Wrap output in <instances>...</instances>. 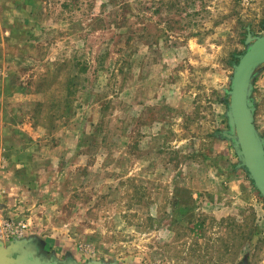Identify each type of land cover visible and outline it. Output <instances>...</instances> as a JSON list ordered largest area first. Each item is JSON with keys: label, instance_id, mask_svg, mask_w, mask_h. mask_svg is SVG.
Here are the masks:
<instances>
[{"label": "rangeland", "instance_id": "1", "mask_svg": "<svg viewBox=\"0 0 264 264\" xmlns=\"http://www.w3.org/2000/svg\"><path fill=\"white\" fill-rule=\"evenodd\" d=\"M262 36L264 0H0L6 124L40 140L4 155L2 232L79 264H264V195L227 136ZM247 98L264 140V62Z\"/></svg>", "mask_w": 264, "mask_h": 264}, {"label": "water", "instance_id": "2", "mask_svg": "<svg viewBox=\"0 0 264 264\" xmlns=\"http://www.w3.org/2000/svg\"><path fill=\"white\" fill-rule=\"evenodd\" d=\"M264 62V36L259 37L242 57L236 68L234 84L230 92L234 140L238 154L258 189L264 195V140L253 125V114L248 109L249 84L255 68ZM23 240H14L10 245L0 243V264H79L73 260L61 261L39 253L34 245L25 246ZM85 264H108L91 261Z\"/></svg>", "mask_w": 264, "mask_h": 264}, {"label": "crops", "instance_id": "3", "mask_svg": "<svg viewBox=\"0 0 264 264\" xmlns=\"http://www.w3.org/2000/svg\"><path fill=\"white\" fill-rule=\"evenodd\" d=\"M16 94V93H14ZM5 100V93L3 89L0 88V107H1V114H0V144L2 146L1 149L3 151V155L6 157L7 154L10 156L9 160L12 161V157L15 154H18V158L20 159L23 154L28 153L27 156H30V152L36 153L37 154V149H40V145H36L34 143V140L29 142H25L22 137L26 135V137L32 136L34 139L37 141L38 138H36V132L35 129L31 128L30 125H26V127H22L20 124L18 125H11V124H6V118H9L7 112L4 110L3 107V102ZM12 127V129H11ZM39 135V132L37 133V136ZM36 142V141H35ZM12 152H15V154H12ZM23 238L20 239H11L8 242H4L3 244L5 246H8L13 242L14 240H22ZM33 239V238H31ZM30 239V240H31ZM36 239V238H35ZM27 242V240H26Z\"/></svg>", "mask_w": 264, "mask_h": 264}, {"label": "built area", "instance_id": "4", "mask_svg": "<svg viewBox=\"0 0 264 264\" xmlns=\"http://www.w3.org/2000/svg\"><path fill=\"white\" fill-rule=\"evenodd\" d=\"M4 161H5V159H4L3 151L0 147V166L3 165ZM6 227L9 230L8 234H4L0 228V243L8 242L11 239H15L17 236H20L19 233L18 234L11 233L12 232L11 230L14 228V226H12V224L7 223Z\"/></svg>", "mask_w": 264, "mask_h": 264}, {"label": "flooded vegetation", "instance_id": "5", "mask_svg": "<svg viewBox=\"0 0 264 264\" xmlns=\"http://www.w3.org/2000/svg\"><path fill=\"white\" fill-rule=\"evenodd\" d=\"M28 245H34L37 248V250L39 251V253L44 254L47 257L54 258V257L48 256L47 254H45L43 252L42 247H41V242L39 240H37L35 238H33L31 240H27V242H25V246H28Z\"/></svg>", "mask_w": 264, "mask_h": 264}, {"label": "trees", "instance_id": "6", "mask_svg": "<svg viewBox=\"0 0 264 264\" xmlns=\"http://www.w3.org/2000/svg\"><path fill=\"white\" fill-rule=\"evenodd\" d=\"M237 59H239V58H237Z\"/></svg>", "mask_w": 264, "mask_h": 264}]
</instances>
